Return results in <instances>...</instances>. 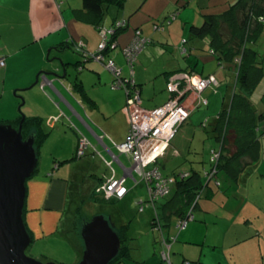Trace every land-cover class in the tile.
Returning <instances> with one entry per match:
<instances>
[{
	"label": "crops",
	"instance_id": "crops-1",
	"mask_svg": "<svg viewBox=\"0 0 264 264\" xmlns=\"http://www.w3.org/2000/svg\"><path fill=\"white\" fill-rule=\"evenodd\" d=\"M183 1L185 6L189 4L188 0ZM183 1L145 0L141 3V0H125L122 8L109 7L102 22L98 24L80 12V0H25L24 3L17 0L15 4L0 1V12L10 14L0 19V26L27 27L29 40H26V43L20 39L11 41L19 44L20 49L33 46L35 51L37 49L39 52V61L29 69V75L21 76L19 83L13 87L17 91L26 92L36 86H33V83L38 75L53 72L56 68H59L58 73L61 74L60 65L56 60L58 57L63 61L66 73L70 74V77L64 80L39 76V85L24 97L26 107L22 109L23 117H39L42 121L41 128L47 134L39 151L38 169L26 181L24 221L32 241L39 239L56 246L62 238L66 239L68 245L62 244V247L73 257L72 262L68 264L78 262L84 250L80 236V208H86L83 222L87 223L94 216L102 215L117 233V222L101 210L100 204L91 199V194L100 180L124 179L128 194H132L134 200L136 195L139 197L138 190L141 185L131 157L119 153L114 147L122 143L127 136L129 115L125 108L126 93L122 88L113 85V75L110 71L93 59H88L86 55L97 51L102 40V31H109L116 20L126 21L127 27L117 34L115 43L104 53V58L113 62L123 79H128L131 71L123 51L132 42L134 29L139 28L141 35L150 41L148 47L140 51L131 64L134 87L140 96V108L152 110L162 106L169 98V95L165 94L168 93L167 83L182 75L181 72L188 66L194 67L187 68L194 70V77H202L203 66L198 65L202 58L199 50L191 49V53L196 56L185 55L182 50L184 40L188 36L187 27L199 25L203 14H219L232 3L230 0H195L197 9L193 11L192 17L180 16V21L174 22L169 28L165 27L163 19L177 8L178 2ZM13 12L18 19L11 16ZM160 21L162 30L154 29L153 26ZM158 31L165 33L158 34ZM166 33L176 49L164 50L168 45L162 40ZM78 42L82 45L81 51L75 49ZM62 43L65 48L60 50L57 47ZM13 46L15 45L10 47L12 51ZM194 46L205 49L209 44L207 40H200ZM10 48L4 44L0 49V56L5 58V71L13 59L12 52L7 54ZM203 58L204 62L211 61L206 56ZM156 60L160 63L152 66L151 63ZM68 63L76 65L70 66ZM74 71L77 73L74 74ZM213 76L216 79L219 74ZM219 77L222 79V76ZM76 83L82 90L75 86ZM195 101L196 98H187L186 105L190 110L195 107ZM193 114L194 110L189 120ZM13 117L10 118L11 121L19 116ZM81 139L88 143V151L83 158H76V148ZM172 154H176V149L170 146L164 158L168 155L170 160ZM92 161H96L98 166ZM106 163H110L113 174L107 171L110 169ZM101 166L104 167L103 170L99 168ZM84 180L93 181L89 190L82 189L80 182ZM128 194L120 201L123 202ZM86 198L89 202L84 205L82 199ZM95 204L97 206H94ZM214 209L217 211V206H214ZM219 213L222 214L219 218L230 220L235 212ZM67 221L70 222L69 225ZM73 233L74 238L70 239ZM221 235L220 241L216 238L212 243L218 244V248L224 246L227 240L226 233ZM255 235L254 232L252 241L264 240L259 237L261 235ZM235 236L236 234L231 235V245L244 241L243 238ZM254 252L252 264H263L264 251L260 249ZM255 254L258 256L257 261ZM260 255H263V259Z\"/></svg>",
	"mask_w": 264,
	"mask_h": 264
},
{
	"label": "trees",
	"instance_id": "trees-1",
	"mask_svg": "<svg viewBox=\"0 0 264 264\" xmlns=\"http://www.w3.org/2000/svg\"><path fill=\"white\" fill-rule=\"evenodd\" d=\"M124 2L125 0H80V12L89 17V19L94 21L95 24H98V22H102L105 12L109 7L112 6L115 8H122ZM168 17L169 20L172 21L176 17V14L173 13L168 15L167 18ZM117 22H123L124 25L117 27ZM126 27L127 23L124 20H116L113 22L110 29L113 30V33L110 35V38L107 39V50L115 43V37L117 34ZM159 28H161L159 25L154 26V29L159 30ZM263 31L264 0H235L230 3L221 13H205L202 15V21L199 25L193 24L189 27L187 39L184 40L182 47L183 53L185 55L192 54L191 49H193L199 50V53L202 56H214L220 68L224 67L233 70L234 79L231 86L229 105L225 107L222 105L223 107L221 106L222 108L214 117L213 122L209 124V134L216 140L218 148L212 151L210 167L203 170L204 175L196 171V169L193 168L192 163L190 164V169L176 172V170L181 167L184 162H186L185 158L179 157L180 152L177 149L176 154L170 155V160L164 159V156L168 151L167 150L163 156L157 158L154 163L149 164L144 169V171L156 169L160 175L158 180H148L143 176L142 173H137L140 183L145 185L146 191L148 193V198L146 200H138V211L143 212L145 209L150 208V206L154 211V218L151 220V230L153 232L159 233V236L155 239L154 243L159 242L160 244L162 251L159 254V257L161 262L164 264H167V262L166 260H163L162 254H164V256L168 258L169 263L172 264L170 260L171 245L177 241V235L175 237L172 235L173 231H177V233L183 231L186 229L189 222L195 221L196 219L199 222H205L204 214L211 213V211L214 209V206H217L218 212H235L232 214L230 220L222 219L225 230H229L232 225H237L234 222L236 219V213L240 211L243 204H241V206L237 204L234 207H229L228 200H232L233 198L229 199L224 189L225 187L227 189L237 187L243 172L248 167H254L260 162L261 142L259 139L260 132L258 122L264 118V110L259 111L256 109L250 102L249 95L252 94V92L256 89L257 84L263 78V56L256 48L257 41L262 36ZM136 32H139V36L141 38L147 40V38L141 35V30L139 28L134 29V37L136 36ZM200 40L208 41L209 46L207 50L194 46V44ZM149 43L150 41L147 40L142 50ZM57 48L60 50L64 49L65 44H59ZM203 52H206V54ZM128 66L130 67L131 71L129 78L123 79L120 75V80L123 82V85L126 88L130 87L132 90H136L134 87L135 84L131 69L132 65L128 64ZM189 67L190 66L187 68ZM187 68L181 73L193 78L194 70H188ZM192 68L194 67L192 66L189 69ZM211 77L214 79V82H210L208 86H206L200 93L197 94L195 101V103L197 102V105L189 110L188 118L176 128L172 138L170 139L169 147L171 146V140L178 132L180 127L189 121L191 112L198 107L208 106L209 103L207 99H199L200 94L203 93L209 86L216 87L218 82L214 76L199 77L203 80L209 79ZM115 81L116 79L113 76V85ZM75 86L78 87L79 90H82L77 83ZM122 89L124 90V88ZM188 94H186L181 99V101L185 100ZM171 98L172 94L169 95L168 100ZM22 118V138L26 139L28 136L32 134L34 135L33 148L37 158L36 167L34 169L35 174L38 169L39 151L47 134L44 133L43 129L41 128L42 121L39 117L29 118L20 115L16 119L9 121L6 125H11L16 128ZM207 126V121L200 123V127L204 130L207 129ZM114 147L116 148V145H114ZM87 151L88 148L85 150V154L80 158L86 156ZM125 155H129L132 160L131 154ZM161 158H163L164 161H160ZM168 163L173 164L170 172L165 171L166 164ZM106 164L110 169L109 171L113 174L114 172L110 166V163ZM163 181L165 182L167 192L161 195H155L154 190L156 183H161ZM105 182L106 181L100 180V183L91 194V199H93L95 203H105L110 205L123 199L129 192L124 184V180L123 186L126 190L125 194L121 198H107L105 193L101 190V186ZM223 184L225 187L221 192L224 193L228 200L217 199L221 197L225 198L219 193ZM207 190H209V192H214L213 200V194L210 196V198L208 196L205 197L206 199L201 198V194ZM230 195L235 198L237 197L235 194ZM160 198L162 199V202L159 204L160 213H157L156 206L157 201ZM201 200H206V203L204 204L201 202ZM241 200H243V198H241ZM209 204L214 205L213 207H210ZM258 209L259 211L255 209L252 217L247 215L243 221L253 227L256 235H261L259 237L264 238V207H260ZM197 210L200 212V215L196 217L193 212ZM253 218L257 220V222H253ZM254 223H256V225H254ZM245 227L248 228V226ZM27 231L31 238V234L28 229ZM224 232H220V234H225ZM117 234L120 239V250L110 264H121L130 258V247L127 243V241L130 240V237L127 233V230L122 231L117 227ZM260 245L261 241H258L256 245L258 251L261 249ZM260 257L263 259V255H260ZM142 262L144 263V261ZM184 262L186 261H183L182 264H184Z\"/></svg>",
	"mask_w": 264,
	"mask_h": 264
},
{
	"label": "rangeland",
	"instance_id": "rangeland-1",
	"mask_svg": "<svg viewBox=\"0 0 264 264\" xmlns=\"http://www.w3.org/2000/svg\"><path fill=\"white\" fill-rule=\"evenodd\" d=\"M7 2L6 0H0ZM23 3L25 0H21ZM79 2V0H73ZM183 1V0H182ZM189 4L185 6V2H178L177 8L171 11V15L173 13L176 14L175 20L173 22L169 20V17H165L164 26L168 27L176 21H180V16L185 18L192 17L193 11L196 10V1L188 0ZM234 0H230L233 2ZM17 0H8L7 4H15ZM144 2L141 0V3ZM184 5V7H182ZM127 11H130L127 9ZM10 14L8 12L1 13L0 19L2 17H7ZM13 12L14 19H18V16ZM21 20V16L19 18ZM178 19V20H177ZM172 20V18H171ZM157 25L161 26V21L157 23ZM155 26V25H154ZM153 26V27H154ZM162 28H159V30ZM189 29V26L187 27ZM0 32L2 37L0 41V49L1 46L6 44L9 48L12 45L13 51L10 48V51L7 54L12 52L13 56L11 64H9L8 70L5 71L4 67L0 68V124L6 125L10 118H16L23 114L22 109L26 107L24 97L34 90L32 87L28 91H17L15 86L19 83V78L21 76L25 77L29 75V69L33 68L34 63L36 64L39 61V52L33 46H26L20 49L19 44L15 43V41H11L13 39H20L23 43L27 42V27H15L11 28L10 26H0ZM158 34L165 33L157 32ZM143 36V35H142ZM165 42L168 43L164 50L167 48V51L172 49H176L174 43H172L170 36L166 33ZM145 37V36H143ZM147 38V37H145ZM102 39V36H101ZM109 39V38H108ZM149 41V38H147ZM79 45V42L77 43ZM149 45V44H148ZM148 45L146 47H148ZM145 47V48H146ZM179 47V46H178ZM177 47V48H178ZM98 48V47H97ZM144 48V49H145ZM256 48L259 50L260 54L263 56L262 58V68H263V78L257 84L256 89L249 95V100L253 104V106L259 111L264 110V31L262 36L258 39ZM75 49H78L75 45ZM143 49V50H144ZM207 50V48H205ZM206 54V52H203ZM203 54V55H204ZM124 56V55H123ZM201 63L199 62V67L203 66L202 77H210L213 74H219L216 80L218 82L217 86H209L199 97V99H207L208 106L207 107H198L194 110V114L192 118L184 123L178 132L175 134L173 139L171 140V146L174 149L179 150L180 156L186 159L181 167H179L176 172L186 171L190 169V164L192 163L193 168L196 171L202 173L204 175V169H208L211 163V154L212 151L218 148V144L216 140L209 134L210 126L214 120L216 114L221 110L224 106L229 105L230 101V92L231 86L234 79V72L232 69L220 68L217 64L216 58L214 56H206L211 59V61L204 62L205 56H201ZM125 58V57H124ZM208 59V60H209ZM160 63L159 60L154 61L152 66H157ZM201 71V68H199ZM33 71V70H32ZM77 73L74 71V74ZM41 76V75H40ZM166 92V91H165ZM168 92V91H167ZM190 93L189 96L192 99L196 98V94L194 92ZM170 95V93H165ZM197 102L195 103V106ZM223 105V106H222ZM222 106V107H221ZM192 113V112H191ZM8 120V121H7ZM203 121H207V129L204 130L200 127V123ZM48 122V121H47ZM259 125V139L261 142V157L260 162L254 167H248L243 174L241 175V180L237 187L227 189L223 184L220 189V195L225 198H217L218 200H228L224 193H222V189L225 187V193H227L229 199L228 200L229 207H234L237 204L239 206L242 205L240 211L236 213L235 223L237 225H232L229 230H225L224 224L222 221V214L218 211H214L209 214H204L205 222H199L197 219L195 221H191L188 223L186 229L177 233V231H173L172 235L175 237L177 235V241L172 243L171 251H170V260L172 264H252L253 263V255L254 251L257 250V240L254 242L252 234L255 232L253 227L250 224H246L243 220L245 217L251 216L254 214L255 209L259 211L258 208L264 207V118L258 122ZM70 131V130H69ZM169 159L167 155L166 158ZM176 159V158H175ZM163 158L160 159L162 161ZM100 161V160H99ZM164 161V160H163ZM92 163L98 166L96 161H92ZM173 167V164H166L165 171L170 172ZM102 170L103 166L99 167ZM135 169V166L133 165ZM107 170V169H106ZM109 171V170H107ZM162 171V170H161ZM96 173V172H95ZM99 175L98 173H96ZM88 178V177H87ZM93 181H81L80 185L82 189H88L91 187ZM216 189V188H215ZM223 190V191H224ZM209 193V194H208ZM213 191L207 190L201 194L202 199H206L205 197L213 194ZM139 197L136 195V199H132V194H128L127 198L122 201L114 202L113 204H105L98 203L101 206V210L105 211V214L111 215L113 221L117 222V227L119 230H127V233L130 237V240L127 241L128 246L130 247V258L125 260L121 264H164L160 260V253L162 251L159 242L154 243L155 239L158 238L159 233L153 232L151 230V220L154 218V211L152 207L145 209L143 212L138 211L137 202L140 199L146 200L148 198V193L146 191V187L143 183L139 186L138 190ZM230 194H235L237 197H233ZM88 196V195H87ZM212 195V200H213ZM243 200H241V198ZM208 199V198H207ZM83 204L86 205L89 201L86 199H82ZM210 200V201H212ZM241 200V201H240ZM122 202V203H121ZM162 202L160 198L157 201V213H160L159 204ZM204 204L206 200H201ZM200 202V203H201ZM216 202V201H215ZM214 204H209L210 207H213ZM94 206H97L96 204ZM255 208V209H254ZM86 209V208H85ZM80 208V221L81 223L84 221L82 217H86V210ZM102 211V212H103ZM108 211V212H106ZM193 214L197 217L200 215V212L194 211ZM70 220V219H69ZM241 222V224H240ZM253 222H257L253 218ZM234 223V224H235ZM69 225L70 222L67 221ZM256 225V223H254ZM245 226H248L246 228ZM225 231V232H224ZM220 232L226 233L227 240L224 246H220L218 248V244H212L215 242L216 238L222 236ZM235 237H241L245 241L237 243L236 245H231V235H235ZM74 233L70 237V239L74 238ZM252 239V240H251ZM68 245L66 239L62 238L61 242H58L56 246L53 244H46L44 241L39 239H34L29 247L26 249L25 254L29 258H32L40 263H54V264H68L72 262V255L65 251L63 245ZM261 249L264 251L263 240L261 242ZM63 249V250H62ZM258 256L255 254V260L257 261ZM144 261V263L142 262ZM77 263V262H76ZM74 263V264H76ZM258 264V262H255ZM264 264V262H263Z\"/></svg>",
	"mask_w": 264,
	"mask_h": 264
},
{
	"label": "water",
	"instance_id": "water-1",
	"mask_svg": "<svg viewBox=\"0 0 264 264\" xmlns=\"http://www.w3.org/2000/svg\"><path fill=\"white\" fill-rule=\"evenodd\" d=\"M56 60L61 74L56 68L41 76L68 79L70 74L66 73L63 61L59 57ZM39 76L33 86L38 83ZM22 120L16 128L0 124V264H54L40 263L25 254L31 244L23 220L26 181L34 174L37 158L33 148L34 135L22 138ZM80 236L84 250L76 264H110L120 250L118 234L102 215L81 223Z\"/></svg>",
	"mask_w": 264,
	"mask_h": 264
},
{
	"label": "built area",
	"instance_id": "built-area-1",
	"mask_svg": "<svg viewBox=\"0 0 264 264\" xmlns=\"http://www.w3.org/2000/svg\"><path fill=\"white\" fill-rule=\"evenodd\" d=\"M123 25V22L116 23L117 27ZM107 33L111 35L113 30L102 31V40L97 51L94 54L86 56L88 59H93L110 71L116 79L114 86L116 88H124L126 93L125 108L129 115V129L125 141L116 145V149L119 153L132 155L133 165L137 173H142L148 180H158L160 175L156 169L150 171H144V169L166 153L169 148L170 139L176 128L188 118L190 109L186 105V99L183 101L181 99L190 91L197 95L210 82H214V79L212 77L206 80L196 77L190 78L185 74L176 76V78L170 80L166 85L168 92L172 94V98L160 107L152 110H143L140 108L138 91L132 90L130 87L126 88L120 80V71L117 70L112 61L105 60L104 58L103 53L107 50ZM135 35L130 45L123 51L126 62L130 65L147 42L146 39L139 36V32H136ZM81 46L79 44L77 48L81 49ZM4 66L5 58L0 56V68ZM87 148L88 143L84 139H81L76 148V158L82 157ZM123 182L124 179L115 180L111 178L101 186V190L107 198H121L126 192ZM166 192L167 189L164 181L156 183L155 195H161ZM162 258L166 260L167 264H170L164 254H162Z\"/></svg>",
	"mask_w": 264,
	"mask_h": 264
}]
</instances>
